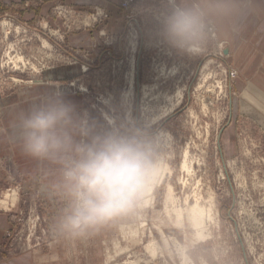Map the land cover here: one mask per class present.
Wrapping results in <instances>:
<instances>
[{
    "label": "rangeland",
    "instance_id": "rangeland-1",
    "mask_svg": "<svg viewBox=\"0 0 264 264\" xmlns=\"http://www.w3.org/2000/svg\"><path fill=\"white\" fill-rule=\"evenodd\" d=\"M44 2L0 0V120L14 144L19 115L42 97L62 94L96 134L113 127L123 134H159L160 160L173 173L164 181L173 185L179 204L193 202L195 192L204 199L212 193L214 202L205 236L197 237L186 219L180 226L169 220L163 182L154 190V204L74 239L58 228L68 208L61 179L18 175L12 157L4 156L0 200L6 205L0 212L9 214L12 227L0 258L36 251L39 264H264V123L248 114L255 113L253 100L242 93L252 78L232 62L227 45L218 51L211 36L204 57L187 60L171 52L140 14L160 0H121L115 29L106 27L111 14L105 6L54 0L45 11ZM4 21L11 25L7 35ZM17 51L28 63L22 70L12 68L7 56ZM259 86L257 96L264 94ZM185 150L194 163L190 173L178 167ZM18 152L22 162L30 159ZM30 162L43 173L61 171ZM13 191L16 198H6Z\"/></svg>",
    "mask_w": 264,
    "mask_h": 264
},
{
    "label": "clouds",
    "instance_id": "clouds-1",
    "mask_svg": "<svg viewBox=\"0 0 264 264\" xmlns=\"http://www.w3.org/2000/svg\"><path fill=\"white\" fill-rule=\"evenodd\" d=\"M252 11V0H160L140 14L153 25L159 43L193 60L209 54L213 34L222 50ZM17 130L26 157L61 168L68 208L58 228L68 237L86 236L147 205L161 165L159 134H123L114 127L96 134L77 106L55 93L21 113Z\"/></svg>",
    "mask_w": 264,
    "mask_h": 264
},
{
    "label": "crops",
    "instance_id": "crops-1",
    "mask_svg": "<svg viewBox=\"0 0 264 264\" xmlns=\"http://www.w3.org/2000/svg\"><path fill=\"white\" fill-rule=\"evenodd\" d=\"M20 1V0H14ZM68 2L74 3L81 7H91L94 5L105 6L109 13L111 14L109 25L106 26L109 29H115L120 27L121 20L118 18L117 14V3L121 0H66ZM54 0H45L40 8L48 9ZM253 11L247 17L246 22L242 30H240L235 36L229 38L227 47L229 50V57L232 62L238 64V68L242 70L245 74L244 77L252 78V82H249V87L247 91H244L242 94H249L251 99L252 111L254 108L255 113H248L253 116L255 119L264 123V94L255 95V87L258 89L257 85L261 84V89L264 90V85L259 81L260 79L264 80V0H252ZM47 7V8H46ZM264 83V82H263ZM256 84V86H255ZM259 93V92H257ZM258 98H257V97ZM243 103H247L246 100ZM1 130H0V167L3 165V157L9 156L12 157V161L15 164V170L18 175H48L52 174L54 181L61 179V171H50L43 173L42 170H35L34 162L28 161L22 162L21 156L19 155V142L20 139H17V143L9 138V131H6L8 125L6 120H0ZM6 127V128H5ZM17 144V145H16ZM11 156H10V155ZM32 165V166H29ZM32 167V171H28L26 168ZM3 171H0V177H3ZM3 179V178H2ZM51 187L53 182H51ZM54 187V186H53ZM16 192V191H14ZM12 193L7 194L6 198H12ZM0 205L5 206V199L0 200ZM12 227V221L8 213L0 212V244L5 238V233L8 229ZM39 254L35 251L34 253H23L18 255L2 256L0 258V264H39ZM41 264V263H40Z\"/></svg>",
    "mask_w": 264,
    "mask_h": 264
},
{
    "label": "bare ground",
    "instance_id": "bare-ground-1",
    "mask_svg": "<svg viewBox=\"0 0 264 264\" xmlns=\"http://www.w3.org/2000/svg\"><path fill=\"white\" fill-rule=\"evenodd\" d=\"M86 24H88V23H86ZM1 26L3 27L5 35H7L9 33L8 29L11 26L10 23L7 22V21H4V22L1 23ZM17 29L18 28L15 27V31H17ZM212 37H216V35L213 34ZM42 42H43V44L49 46V44H48V42H46V40L42 41ZM7 47H9V49L11 50L15 46L9 44V46H7ZM7 56H8V59H9V63H11L13 65L12 68H14V69L22 70V67L25 68L27 66V64H28L26 59H25V57L22 56L21 54H19L18 51H17V53L15 55H11L9 53ZM209 63H211V62H209ZM19 64H20V66H19ZM30 65H31V69L34 70L36 68L35 64L31 63ZM34 71L37 72L38 69L34 70ZM14 80H16L17 82L21 81V80L19 81L18 79H14ZM133 80H134V78H133ZM37 81L39 82V80H36L35 82H37ZM130 86H131V84H130ZM143 87H144L143 88V93L145 95L148 87L147 86H143ZM220 88L223 91V87H220ZM180 95H182V92H179V96ZM193 165H194V163L192 162V159H190L189 151L185 150V152L183 153L182 159L179 162V166H178L179 170L186 171L187 173H190L193 170V168H194ZM171 173H172L171 167L162 158L160 169H159V173H158V177H157V180H156V182H155V184H154V186L152 188V191H151V193H150V195L148 197V203L147 204H152L153 199L155 198L153 196L155 188L157 186H159V185L161 186V184L163 182H166V181H164V179L167 178V175L168 174L170 175ZM165 191H166L165 192L166 193L165 194V200H163L164 201V211H165L166 215L168 214V216L171 218V219H169V217H168V219L172 220L173 224L176 225V226L182 225L183 221L186 219L187 222L189 223V225L194 228L196 236L197 237H204L205 236L204 232H205V227H206V219L210 215V211H211L210 206H212V204L214 202L212 193H208L207 198L204 199L202 197V194H200L199 192L198 193L195 192V194L193 195V202L192 201L191 202H187V199H185L184 204H182V205H185L183 207L182 205L179 204L181 201L179 202L178 197H176V195L174 193V187H173V185L170 182H166ZM11 197L12 198H16V192L13 191ZM202 203H207L209 205V208H206V206L204 204H202ZM153 204H154V202H153ZM151 207H152V205H151ZM172 215H173V217H172ZM161 223H162V221H161ZM147 248L150 250V252L152 254L155 252V247H153L152 244L148 245ZM183 260H185V259H183ZM183 264H187V262H183Z\"/></svg>",
    "mask_w": 264,
    "mask_h": 264
}]
</instances>
